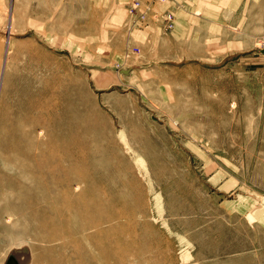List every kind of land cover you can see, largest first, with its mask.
Instances as JSON below:
<instances>
[{
    "label": "rangeland",
    "instance_id": "374dc122",
    "mask_svg": "<svg viewBox=\"0 0 264 264\" xmlns=\"http://www.w3.org/2000/svg\"><path fill=\"white\" fill-rule=\"evenodd\" d=\"M131 1L0 0V264H264V0Z\"/></svg>",
    "mask_w": 264,
    "mask_h": 264
},
{
    "label": "built area",
    "instance_id": "2783aa9c",
    "mask_svg": "<svg viewBox=\"0 0 264 264\" xmlns=\"http://www.w3.org/2000/svg\"><path fill=\"white\" fill-rule=\"evenodd\" d=\"M170 0H132L128 13L131 27L139 30L147 25L148 13L155 4L166 5ZM173 11L169 8L162 14L161 31L170 32L174 28Z\"/></svg>",
    "mask_w": 264,
    "mask_h": 264
},
{
    "label": "bare ground",
    "instance_id": "6f19581e",
    "mask_svg": "<svg viewBox=\"0 0 264 264\" xmlns=\"http://www.w3.org/2000/svg\"><path fill=\"white\" fill-rule=\"evenodd\" d=\"M80 180H84V178L83 177H78V179L76 180V184L83 183V181L81 182ZM74 200L76 201V199H74ZM75 204H77V203H75ZM65 210L67 212L69 210H71L72 212H75V217H74L75 223L80 224V223H83V222L87 221V218H88L87 210L88 209H84L82 212H80V211H77L78 210L77 206H71V205L69 206L68 205ZM94 221L97 222V220H94ZM29 261H30V259L28 258V255H27V249L25 247H22V248L14 249L10 253L9 258L6 256V258H5V260H4V262L2 264H29Z\"/></svg>",
    "mask_w": 264,
    "mask_h": 264
},
{
    "label": "water",
    "instance_id": "95a60500",
    "mask_svg": "<svg viewBox=\"0 0 264 264\" xmlns=\"http://www.w3.org/2000/svg\"><path fill=\"white\" fill-rule=\"evenodd\" d=\"M262 53L264 54V50L262 51Z\"/></svg>",
    "mask_w": 264,
    "mask_h": 264
}]
</instances>
